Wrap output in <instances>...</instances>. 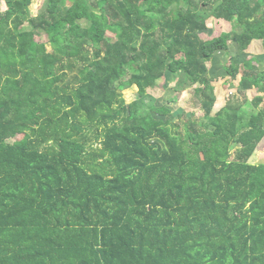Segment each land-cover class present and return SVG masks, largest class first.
Segmentation results:
<instances>
[{"label":"trees","instance_id":"16d2710c","mask_svg":"<svg viewBox=\"0 0 264 264\" xmlns=\"http://www.w3.org/2000/svg\"><path fill=\"white\" fill-rule=\"evenodd\" d=\"M35 2L0 10V264H264V69L241 61L264 54V0ZM208 16L232 30L204 39ZM231 43L217 108L208 64ZM167 75L201 119L144 110Z\"/></svg>","mask_w":264,"mask_h":264},{"label":"rangeland","instance_id":"374dc122","mask_svg":"<svg viewBox=\"0 0 264 264\" xmlns=\"http://www.w3.org/2000/svg\"><path fill=\"white\" fill-rule=\"evenodd\" d=\"M67 5H72V0H67ZM45 6V0H36L32 9L34 13L41 12ZM0 10L5 11L6 7L4 4V0H0ZM208 25L209 29L206 31L207 34H203L202 37L204 39H213L214 37H218L223 32H228L232 30V25L224 20H217L214 17L208 16ZM41 41H45L46 38L43 36L40 38ZM49 49L51 47L49 46ZM238 52V48L236 44L231 43L229 49L227 51H220L214 57V59L208 64L210 69V74L216 81L213 83L216 87V93L219 97L217 108L221 107L225 104V100L228 96L232 94H236L239 78L237 80H232L224 71V67L227 63V59L231 55H235ZM249 59H252L255 63L262 66L264 69V54L263 49L260 42H254L249 50L243 54H241V61L245 62ZM167 75L166 79H162L158 82L156 88L148 91L149 93V104L148 107L144 110H149L151 107H166L168 110H171V114L177 119V117L182 114L183 111L186 113H195L199 119L202 118L203 112L201 111L198 102L194 97V91L196 86H190L188 81L186 82V78L170 76ZM130 79V73L125 74L124 78L120 81L119 84L123 82H127ZM139 89L137 87L122 89L120 91V97L124 100L122 105H129L133 103L135 100L139 98L138 96ZM246 112L251 111V106H247L245 108ZM122 116H126L123 114ZM166 114L163 116H159V119H164ZM118 121V120H117ZM112 126V124H109ZM106 126H89L84 129L83 135L86 136L84 139V143L87 147L92 145H98L100 141L104 138ZM15 140L10 141L11 143ZM251 162L254 164L263 162L264 163V140L259 145L258 150L255 155L251 159Z\"/></svg>","mask_w":264,"mask_h":264},{"label":"crops","instance_id":"0c3cea01","mask_svg":"<svg viewBox=\"0 0 264 264\" xmlns=\"http://www.w3.org/2000/svg\"><path fill=\"white\" fill-rule=\"evenodd\" d=\"M257 164H264L263 162L257 163Z\"/></svg>","mask_w":264,"mask_h":264}]
</instances>
